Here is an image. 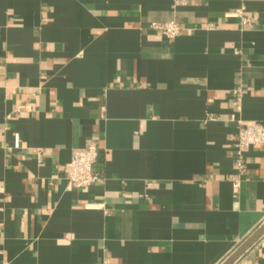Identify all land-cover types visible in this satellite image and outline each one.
<instances>
[{
  "label": "crops",
  "instance_id": "obj_1",
  "mask_svg": "<svg viewBox=\"0 0 264 264\" xmlns=\"http://www.w3.org/2000/svg\"><path fill=\"white\" fill-rule=\"evenodd\" d=\"M253 123L264 0H0V264H223L264 223V143L234 158Z\"/></svg>",
  "mask_w": 264,
  "mask_h": 264
},
{
  "label": "built area",
  "instance_id": "obj_2",
  "mask_svg": "<svg viewBox=\"0 0 264 264\" xmlns=\"http://www.w3.org/2000/svg\"><path fill=\"white\" fill-rule=\"evenodd\" d=\"M152 28L161 32L167 40H173L177 37L182 27L176 21H168L165 23H153ZM235 107L234 113L231 115V120H236V114L241 110V95L239 91H234ZM16 143H17V137ZM264 143V127L258 123L250 125L240 124L237 139L235 142V166L238 171L242 172L245 169V155L250 148L259 146ZM98 149L94 143H88L82 149L72 151L70 162L67 165L68 171L66 174L67 182L74 188L89 187L98 179V175L93 170V165L96 162ZM105 264V263H104Z\"/></svg>",
  "mask_w": 264,
  "mask_h": 264
},
{
  "label": "water",
  "instance_id": "obj_3",
  "mask_svg": "<svg viewBox=\"0 0 264 264\" xmlns=\"http://www.w3.org/2000/svg\"><path fill=\"white\" fill-rule=\"evenodd\" d=\"M264 233V223L263 225L253 233L239 248L224 261L223 264H232L239 256H241L262 234Z\"/></svg>",
  "mask_w": 264,
  "mask_h": 264
}]
</instances>
